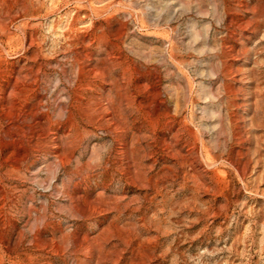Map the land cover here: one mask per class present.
<instances>
[{
  "label": "rangeland",
  "instance_id": "374dc122",
  "mask_svg": "<svg viewBox=\"0 0 264 264\" xmlns=\"http://www.w3.org/2000/svg\"><path fill=\"white\" fill-rule=\"evenodd\" d=\"M0 264H264V0H0Z\"/></svg>",
  "mask_w": 264,
  "mask_h": 264
}]
</instances>
